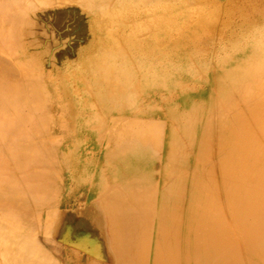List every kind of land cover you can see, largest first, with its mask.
<instances>
[{"label": "bare ground", "instance_id": "1", "mask_svg": "<svg viewBox=\"0 0 264 264\" xmlns=\"http://www.w3.org/2000/svg\"><path fill=\"white\" fill-rule=\"evenodd\" d=\"M87 3L96 25L111 24L123 35L131 30L130 35L117 38L121 44L113 51L115 60L102 61L108 55L99 50L97 61L92 59L84 68L94 76L87 84L88 93L84 91L93 103L88 114L71 121L63 108L55 107L51 113L56 134L61 129L63 138H68L65 131L70 132L71 124L103 149L95 178L89 161L62 164L54 159L53 163L43 155L42 142L33 141L36 135L49 138L47 125L34 112L35 100L28 101L39 92L40 77L37 81L36 65L26 51L10 47L20 40L23 15L18 12L11 18L7 8L0 7V50L20 65L0 55V189L5 182L2 169L13 171L20 164L16 136L27 138L21 164L28 168L21 170L24 176L28 173L23 178L37 211L34 217L24 216L18 206L0 198V264H22L17 260L70 264L68 255L60 259L58 252H45L36 241L44 221L49 232L46 213L54 203L52 191L71 192L62 171L71 174L74 188L79 186L86 196L83 220L68 215L63 228V233L72 229V234H80L83 240L74 244L79 251L95 250L88 255L95 262L85 264H264V37L249 45L235 42L209 57L205 50L191 49L200 36L194 32L199 22L191 18L212 0ZM234 9L219 7L214 15L228 16ZM210 22L209 26L216 24L213 18ZM225 75L219 93L204 97L210 101L207 107L191 102L198 96L195 89L179 93L191 83L211 88ZM15 77L18 80L12 81ZM22 107L29 109L27 115L19 114ZM11 109L18 122L13 139L7 129ZM59 110L61 124L56 116ZM128 115H139L140 121L127 124ZM116 116L124 119H112ZM201 117H206V123L199 137ZM24 122L31 127L23 129ZM56 146L58 151L60 142ZM161 148L170 162L165 176L157 171ZM5 157L13 162L3 164ZM14 200L23 205L21 194H14ZM12 214L14 226L8 222ZM89 232L94 239H84Z\"/></svg>", "mask_w": 264, "mask_h": 264}, {"label": "rangeland", "instance_id": "2", "mask_svg": "<svg viewBox=\"0 0 264 264\" xmlns=\"http://www.w3.org/2000/svg\"><path fill=\"white\" fill-rule=\"evenodd\" d=\"M212 2L206 3L208 7L203 11H194L192 14L191 20L199 22L196 28H194V32L200 36L194 39L195 42H193L191 49L205 50L208 56L210 55L209 57H211L215 52L221 50V48H229L235 42L249 45L253 44L255 39L264 37V0H212ZM25 6L27 7V11H24L26 9ZM87 6V0H0V7L7 8L8 15L11 18H16L18 12L23 15L24 21L23 26L20 28V40H17L16 43H11L10 47L12 49L20 47L25 50L36 65L34 70L37 81H39L38 78L40 77V90L39 92L35 91L31 100L28 101L31 104L35 100L36 110L34 112L36 115L42 117L41 122L47 125L49 138L36 135L34 138L31 137L30 141L33 138V141L42 142L46 149H44L43 155L51 157L53 163L54 159L60 160L62 164L63 161L66 163L89 161L88 164L91 168L92 177L95 178L99 174V163L103 157V149L94 141V138L89 137L86 133H82V131L78 132V130L72 129L74 126L71 124H68V130L71 129L70 132L65 131V135H68V138H63L61 129L59 130V134H56L54 131L56 130L55 125L57 122L52 120L51 113L54 112L55 107L59 109L63 108V110H66V115L68 114V118L71 121L88 114L87 110L93 103L88 102L89 96L86 88L94 76L92 77L90 73H86L87 71L84 68L91 64L92 59H96V54L99 53V50H105L106 55H108L102 61L107 57V61L115 60L117 56L115 55L112 58L113 51L121 44V40L117 38L121 37V35L124 37L130 35L131 30H128L123 35L120 29L113 28L111 24L96 25L97 19L95 16L88 14ZM219 7L228 11L235 8L234 13L228 16H225L224 13L215 16L214 13ZM241 8L244 9L242 10ZM211 18L216 21V24L213 26H209ZM138 19L136 17L132 21ZM108 38L110 39V43L106 42ZM148 51L153 52L151 49H148ZM0 55L4 59L10 60L9 63L20 67L13 59V56L1 50ZM92 55L95 57H92ZM99 62L100 60L96 63L99 65ZM17 75H19V72ZM18 77L11 80L16 81ZM225 77L226 75L222 78L220 77L211 88L207 84L191 83L183 86L179 93L183 94L182 92L187 90V88H193V90L198 91V96L191 102L195 105H205L207 107L210 101L205 99L206 96L209 95L208 97H210L219 93V90L226 84ZM28 86L33 88L32 84ZM84 91L87 93H84ZM38 94L41 96V102H39ZM163 97L167 98L168 94H164ZM170 98L174 100L175 96H170ZM174 105L182 111V106L177 102H174ZM22 108L19 114L27 115L29 109L24 110V107ZM143 108V106L140 107V109ZM10 112L12 117L7 129L8 134L13 139L14 130L18 129V122L16 121L17 114L13 109ZM58 114L56 115L59 118L58 124H61L63 117L60 115V110ZM138 117L139 115H128L126 119L127 124L139 122ZM112 119L122 121L124 118L116 116ZM198 121H200L198 135L201 137L206 117H201ZM24 123L23 129L31 127L29 123ZM162 124L164 129H166V123ZM82 128L81 122L80 129L82 130ZM26 141L27 138L24 139V137L16 136L15 144L19 145L20 164L17 163L18 167L13 171L2 169V180L5 182L0 189V198L5 200L7 205L14 206V208L18 206L17 209L24 216L31 218L37 215V211L31 206L27 193V182L23 178L28 173L24 176L21 170L26 169L25 171H27L28 168V164H21V160H25L24 153L27 147L24 144ZM57 142L61 144L58 151H56ZM23 147L25 148L23 149ZM161 149V161L157 166V171L165 176L167 171H169L170 162L168 156L166 157V149ZM156 154L158 156L159 151ZM35 155L33 154L32 156ZM121 155H124V153ZM157 156L153 159H156ZM62 158L64 159L62 160ZM114 159L112 156L110 157V161ZM6 162L12 163L13 161L5 157L2 163L5 164ZM35 163L38 168L37 160ZM65 165L64 163V167ZM193 165V163H189L191 170ZM32 166L33 164L31 168ZM33 169H36V167ZM129 174L127 173L126 176L129 177ZM61 175L63 176L65 187L70 188L71 192H63V189L60 192L56 189L52 191L54 203L48 206L49 208L46 207L48 208L46 219L50 223L49 232L46 234V222L44 221L45 226L43 223L39 234L36 233L37 244L45 252H49L51 249L56 253L58 252V258L60 257V259L63 256L62 254L68 255L66 257L70 264H85L88 261L93 263L95 260L88 258V255H92L95 250L82 249V251H79L76 245H74L75 241L83 240L80 238V234L75 232L72 234V229L63 233V228L67 221H65V217H68V215H70L69 217L78 219L77 221L80 220L81 222L83 220L86 196L84 190L79 188V186L76 188L77 190L74 188L71 174L62 171ZM127 181L130 182L128 179ZM68 182L70 183L68 184ZM137 186L139 189L143 188L139 184ZM14 194L16 197L18 194H21L23 200L22 206H19L17 201L14 200ZM14 221L15 215L12 214L8 218V222L14 226ZM83 237L84 239L87 237L90 240L93 238L91 232L86 236L83 235ZM8 254L10 253L8 252ZM17 261L23 264V261ZM59 263L62 264L60 261ZM101 264L108 263L102 262Z\"/></svg>", "mask_w": 264, "mask_h": 264}, {"label": "crops", "instance_id": "3", "mask_svg": "<svg viewBox=\"0 0 264 264\" xmlns=\"http://www.w3.org/2000/svg\"><path fill=\"white\" fill-rule=\"evenodd\" d=\"M85 206V205H84Z\"/></svg>", "mask_w": 264, "mask_h": 264}]
</instances>
